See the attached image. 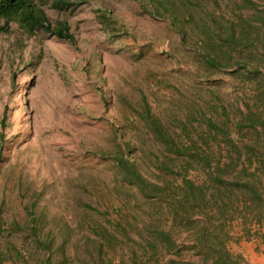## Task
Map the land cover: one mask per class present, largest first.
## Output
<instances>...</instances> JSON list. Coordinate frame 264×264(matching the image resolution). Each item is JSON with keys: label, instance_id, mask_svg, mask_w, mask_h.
I'll return each mask as SVG.
<instances>
[{"label": "rangeland", "instance_id": "rangeland-1", "mask_svg": "<svg viewBox=\"0 0 264 264\" xmlns=\"http://www.w3.org/2000/svg\"><path fill=\"white\" fill-rule=\"evenodd\" d=\"M250 1L46 0L51 30L0 23L6 222L24 228L28 212L37 216L53 260L68 258L61 264H98V242L110 264L164 257L154 229L169 228V208L124 179L114 156L160 182L170 156L157 131L178 143L201 135L198 144L216 151L224 141L211 138L209 120L237 138L234 124L264 98V0ZM62 25L70 39L53 33ZM256 65L263 74L249 72ZM245 228L232 221L229 247L264 264L258 227Z\"/></svg>", "mask_w": 264, "mask_h": 264}, {"label": "trees", "instance_id": "trees-1", "mask_svg": "<svg viewBox=\"0 0 264 264\" xmlns=\"http://www.w3.org/2000/svg\"><path fill=\"white\" fill-rule=\"evenodd\" d=\"M45 1L0 0L1 28L15 22L27 32L39 27L51 30L42 8ZM260 22L264 24V16ZM53 33L63 39L71 38L64 25ZM260 67L256 65L249 72L259 74ZM261 108L259 111L249 108L243 113L234 124L238 135L235 139L230 138V132L208 120L211 138L220 134L224 141V148L216 151L198 144L205 140L201 135L188 143H178L157 131L171 157L160 163V169L170 175L160 182L143 177L129 155L114 156L124 179L146 197L164 203L171 213L169 228L154 229V252L158 253L157 245H160L165 253L164 257L155 259V264H247L240 253L229 247L233 239L231 223L236 217L241 219L246 234L249 230L245 227H258L256 232L264 253V98ZM28 215L23 228L15 220L7 223L0 211V264L67 261L66 256L53 260L51 238L48 235L40 238L38 217L30 212ZM18 231L25 235L20 242H14L12 238ZM28 246H33L34 251ZM103 248V243L98 242V264H110L109 260L101 259ZM40 251L43 259L34 260Z\"/></svg>", "mask_w": 264, "mask_h": 264}]
</instances>
